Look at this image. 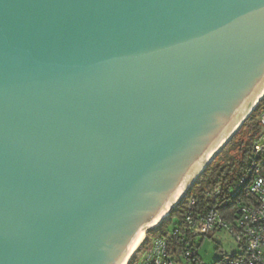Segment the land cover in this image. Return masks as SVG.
<instances>
[{
    "label": "water",
    "instance_id": "obj_1",
    "mask_svg": "<svg viewBox=\"0 0 264 264\" xmlns=\"http://www.w3.org/2000/svg\"><path fill=\"white\" fill-rule=\"evenodd\" d=\"M264 98V0H0V264H129Z\"/></svg>",
    "mask_w": 264,
    "mask_h": 264
},
{
    "label": "built area",
    "instance_id": "obj_2",
    "mask_svg": "<svg viewBox=\"0 0 264 264\" xmlns=\"http://www.w3.org/2000/svg\"><path fill=\"white\" fill-rule=\"evenodd\" d=\"M257 124L261 133L252 145L248 172L231 187H214L205 193L212 201L220 195L237 198L228 209L231 220L222 217L217 205L198 212L195 199L188 193L178 206L182 207L186 234L175 229L169 237L147 238L146 235L129 264H194L196 249L189 239L218 230L230 233L237 245L236 259L225 264H264V111L258 115Z\"/></svg>",
    "mask_w": 264,
    "mask_h": 264
},
{
    "label": "trees",
    "instance_id": "obj_3",
    "mask_svg": "<svg viewBox=\"0 0 264 264\" xmlns=\"http://www.w3.org/2000/svg\"><path fill=\"white\" fill-rule=\"evenodd\" d=\"M261 111H264V98H262V101L258 104L257 108L252 112V114L249 116L247 121L243 124L241 129L235 135L236 137L234 136V138L228 144V146L231 145L232 143L237 144V148H238L237 150L241 156V160H240V162H238V167L235 169L234 164L232 163V164L225 166L224 168L220 169L218 172V171H216V168L213 167V164H212L214 162L213 161L206 168V170L204 171V174L201 176L200 180L190 190L189 196L191 198L195 199L196 208H197L198 212L205 210L210 205L211 206L217 205L222 217L226 221L231 220V217H230L231 212L229 210H230V208H232V205L235 204L234 202L237 200V198L226 197L224 195H220L216 200L212 201L211 199H209L205 196L206 191H204L202 189H199L198 191H196V189L198 187H200L201 184L205 180H209L208 185H211L212 186L211 188L220 187L222 189H225L227 187L233 186L234 183L240 178V176L242 174H245L248 172V170H249V159L251 157L252 145L255 142L256 137L259 136V134L261 133V132L259 134L256 133V129L258 127H260L259 124H257L258 122H256V119H257L258 115L261 113ZM254 120H255V124H254L255 130L252 134L248 135V134H246V129L248 126H250L251 123H253ZM180 207H178L176 210H174L171 213L170 218L168 219L167 222H169L171 220V217H173V216L179 217L180 222L177 224V227L175 229H180L181 234L182 233L186 234V231L183 230V221H182V216H181V214H182L181 208L182 207L181 208ZM197 210L195 209V211H197ZM162 227H163V225L159 228V235L156 237H159V238L160 237H169L173 231L171 233L163 232V230L161 229ZM175 229H173V230H175ZM186 236H188V235H186ZM189 242L196 249L197 260L194 264H203L202 261L200 260L199 256H198V253H197V245L195 242V238L189 239ZM236 248H237V245H236ZM219 250L220 249L217 248V251H219ZM236 253H237V251L234 254H232L228 259H222L218 264H225L229 260L236 259Z\"/></svg>",
    "mask_w": 264,
    "mask_h": 264
},
{
    "label": "rangeland",
    "instance_id": "obj_4",
    "mask_svg": "<svg viewBox=\"0 0 264 264\" xmlns=\"http://www.w3.org/2000/svg\"><path fill=\"white\" fill-rule=\"evenodd\" d=\"M258 122V117L256 119ZM255 120L250 126L246 129V134L250 135L254 132ZM261 132V128L258 127L256 129V133L259 134ZM236 137V136H235ZM234 138V137H233ZM237 144L232 143L231 145H227L214 159L213 167L216 168V171L219 172L220 169L228 166L230 164H234V168L238 167V162L241 160L240 153L237 150ZM200 180V179H199ZM198 180V181H199ZM209 180H205L200 187L196 189H202L204 191H208L212 186L208 185ZM180 222L179 217L173 216L169 222H165L163 227L161 228L163 232L171 233L173 229L177 227V224ZM159 235V230L152 231L147 235L150 238L156 237ZM195 242L197 245V253L203 264H218L222 259H228L232 254L236 252V243L233 236L223 230H218L216 232H210L205 237H197L195 238ZM217 248L220 250L217 251ZM135 259V258H134Z\"/></svg>",
    "mask_w": 264,
    "mask_h": 264
}]
</instances>
